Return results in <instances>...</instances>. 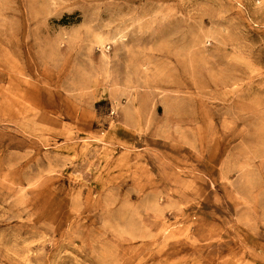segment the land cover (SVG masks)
<instances>
[{"label":"rangeland","instance_id":"374dc122","mask_svg":"<svg viewBox=\"0 0 264 264\" xmlns=\"http://www.w3.org/2000/svg\"><path fill=\"white\" fill-rule=\"evenodd\" d=\"M0 264H264V0H0Z\"/></svg>","mask_w":264,"mask_h":264}]
</instances>
